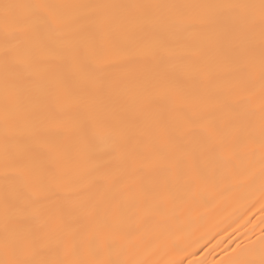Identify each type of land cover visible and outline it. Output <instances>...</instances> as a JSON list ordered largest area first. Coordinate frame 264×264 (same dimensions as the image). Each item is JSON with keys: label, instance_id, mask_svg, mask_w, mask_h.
Returning <instances> with one entry per match:
<instances>
[{"label": "snow or ice", "instance_id": "1", "mask_svg": "<svg viewBox=\"0 0 264 264\" xmlns=\"http://www.w3.org/2000/svg\"><path fill=\"white\" fill-rule=\"evenodd\" d=\"M0 54V264H147L117 239L218 176L264 199V0H0ZM216 264H264V233Z\"/></svg>", "mask_w": 264, "mask_h": 264}, {"label": "bare ground", "instance_id": "2", "mask_svg": "<svg viewBox=\"0 0 264 264\" xmlns=\"http://www.w3.org/2000/svg\"><path fill=\"white\" fill-rule=\"evenodd\" d=\"M10 2H28V0H10ZM55 3H139L167 2L177 0H47ZM3 56L0 54V90L3 87ZM259 85L257 84V88ZM256 102L259 103L257 95ZM102 147V146H101ZM3 147L0 145V187L2 178ZM64 164L65 161H58ZM74 168L87 167L85 161L68 162ZM259 168V165H256ZM261 179L257 172L255 180L243 183L236 175L218 176L214 183L202 185L199 197L193 202L178 200L174 208L176 219L168 226L163 237H158L151 226L143 235L132 232L126 238H118L112 252L115 256L122 246L129 241L135 242L131 250L136 259L147 261V264H164L165 260L202 261L203 264H216L231 254L232 248L239 243L243 247L250 241L257 240L264 233V212L260 211ZM2 218V207H0ZM177 242L176 247L172 243ZM229 255V261L238 259Z\"/></svg>", "mask_w": 264, "mask_h": 264}]
</instances>
